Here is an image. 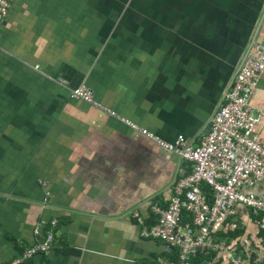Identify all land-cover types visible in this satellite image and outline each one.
I'll list each match as a JSON object with an SVG mask.
<instances>
[{
	"label": "crops",
	"instance_id": "crops-1",
	"mask_svg": "<svg viewBox=\"0 0 264 264\" xmlns=\"http://www.w3.org/2000/svg\"><path fill=\"white\" fill-rule=\"evenodd\" d=\"M254 44L264 0H15L0 25V264L50 232L21 264L178 260L143 224L193 166L141 130L200 143ZM251 102L264 112V74Z\"/></svg>",
	"mask_w": 264,
	"mask_h": 264
},
{
	"label": "built area",
	"instance_id": "built-area-1",
	"mask_svg": "<svg viewBox=\"0 0 264 264\" xmlns=\"http://www.w3.org/2000/svg\"><path fill=\"white\" fill-rule=\"evenodd\" d=\"M14 1L0 0V25ZM263 74L264 44H255L213 117L212 130L198 144L188 143L182 136L175 143H166L148 130H141L193 166L176 181L168 208H154L160 215L156 223L150 227L143 224L145 238L163 241L179 252L178 260L161 259L162 264H195L193 257L199 252L226 255L229 264H255L230 248L226 234L246 229L249 237L242 245H247L250 253L251 236L257 238L258 250L264 245V237H260L264 232V195L251 190L264 183V143L260 134L264 112L251 102ZM71 93L77 100L91 102L92 96L83 86ZM186 215L192 217V225L184 223ZM53 243L50 232L44 243L31 247L11 264L47 252Z\"/></svg>",
	"mask_w": 264,
	"mask_h": 264
},
{
	"label": "trees",
	"instance_id": "trees-1",
	"mask_svg": "<svg viewBox=\"0 0 264 264\" xmlns=\"http://www.w3.org/2000/svg\"><path fill=\"white\" fill-rule=\"evenodd\" d=\"M188 216L186 215V218ZM150 223H155V219L153 220L151 218ZM249 228V227H248ZM250 229V228H249ZM246 230V229H245ZM245 230H236V231H230L229 235L230 237V248L237 253L238 255L242 256L246 261L256 262L257 261V255L251 256V253L247 249V245H242L244 243V239L249 237V234L245 235ZM264 237V232L260 234V237ZM244 246V247H243ZM244 250H246V253H243ZM215 257H217V254L212 252L210 255L205 252H199L196 253L193 257L195 264H211L213 261L216 262V264H225L223 262L224 259L227 258L226 255H222L221 260L218 262L215 260ZM226 264H229L228 262ZM231 264V263H230Z\"/></svg>",
	"mask_w": 264,
	"mask_h": 264
},
{
	"label": "rangeland",
	"instance_id": "rangeland-1",
	"mask_svg": "<svg viewBox=\"0 0 264 264\" xmlns=\"http://www.w3.org/2000/svg\"><path fill=\"white\" fill-rule=\"evenodd\" d=\"M255 45V44H254ZM90 99H91V102L93 101V99H92V97H90ZM226 237L228 238V240H227V242H228V244H229V242H230V235L229 234H226ZM258 249V248H257ZM251 250L253 251V252H255V253H257L256 255H257V257L259 258V256H261V250H256V248H254L253 246H251ZM216 254H217V257H215V260L216 261H220L221 260V255L219 254V253H217V252H215ZM225 261V262H224ZM261 261H262V259H261ZM223 262L226 264L227 262H228V259L226 258V259H224L223 260ZM212 263H215L216 264V262H212ZM259 263H260V261H259Z\"/></svg>",
	"mask_w": 264,
	"mask_h": 264
},
{
	"label": "water",
	"instance_id": "water-1",
	"mask_svg": "<svg viewBox=\"0 0 264 264\" xmlns=\"http://www.w3.org/2000/svg\"><path fill=\"white\" fill-rule=\"evenodd\" d=\"M211 130H212V124H211V126H210V128H209V130H208V131H209V133H210V131H211ZM209 133H208V134H209Z\"/></svg>",
	"mask_w": 264,
	"mask_h": 264
},
{
	"label": "bare ground",
	"instance_id": "bare-ground-1",
	"mask_svg": "<svg viewBox=\"0 0 264 264\" xmlns=\"http://www.w3.org/2000/svg\"><path fill=\"white\" fill-rule=\"evenodd\" d=\"M32 258V257H31Z\"/></svg>",
	"mask_w": 264,
	"mask_h": 264
}]
</instances>
